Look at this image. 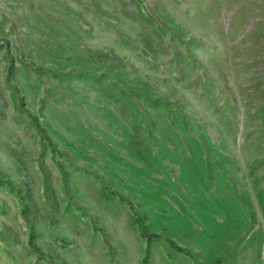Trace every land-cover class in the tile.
<instances>
[{"label":"rangeland","instance_id":"374dc122","mask_svg":"<svg viewBox=\"0 0 264 264\" xmlns=\"http://www.w3.org/2000/svg\"><path fill=\"white\" fill-rule=\"evenodd\" d=\"M0 264H264V0H0Z\"/></svg>","mask_w":264,"mask_h":264},{"label":"crops","instance_id":"0c3cea01","mask_svg":"<svg viewBox=\"0 0 264 264\" xmlns=\"http://www.w3.org/2000/svg\"><path fill=\"white\" fill-rule=\"evenodd\" d=\"M251 178H252V176H251Z\"/></svg>","mask_w":264,"mask_h":264}]
</instances>
